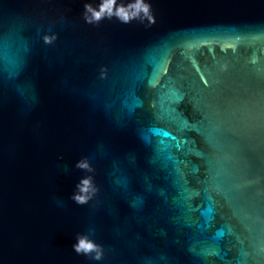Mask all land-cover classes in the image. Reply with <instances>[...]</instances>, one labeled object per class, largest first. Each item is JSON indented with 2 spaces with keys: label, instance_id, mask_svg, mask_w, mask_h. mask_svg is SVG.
Listing matches in <instances>:
<instances>
[{
  "label": "water",
  "instance_id": "1",
  "mask_svg": "<svg viewBox=\"0 0 264 264\" xmlns=\"http://www.w3.org/2000/svg\"><path fill=\"white\" fill-rule=\"evenodd\" d=\"M144 2L0 0V264H264V0Z\"/></svg>",
  "mask_w": 264,
  "mask_h": 264
},
{
  "label": "clouds",
  "instance_id": "2",
  "mask_svg": "<svg viewBox=\"0 0 264 264\" xmlns=\"http://www.w3.org/2000/svg\"><path fill=\"white\" fill-rule=\"evenodd\" d=\"M96 8L99 10H95L90 4H84L83 18L85 22L94 23L102 18L111 19L115 16L121 22L128 23L131 18H136L141 12H143L144 16L148 17L152 23L155 22L151 11V5L144 2V0H136L135 4H118L116 0H102V3L98 4ZM129 8H135L136 10L132 13V17L125 11V9ZM105 13L107 14L106 16ZM75 167L89 173L92 172V168L87 159L79 160ZM94 192L95 188L92 183V177L86 176L81 178L76 184V190L72 194L71 199L76 204L83 205L88 202ZM72 248L77 254L92 256L95 260H100L103 255L102 248L90 239L88 235L84 234H77L76 243L72 245Z\"/></svg>",
  "mask_w": 264,
  "mask_h": 264
}]
</instances>
